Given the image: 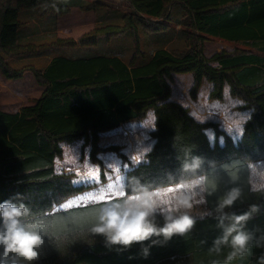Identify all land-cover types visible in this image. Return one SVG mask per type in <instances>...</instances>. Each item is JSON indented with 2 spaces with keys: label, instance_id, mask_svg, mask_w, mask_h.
<instances>
[{
  "label": "trees",
  "instance_id": "trees-1",
  "mask_svg": "<svg viewBox=\"0 0 264 264\" xmlns=\"http://www.w3.org/2000/svg\"><path fill=\"white\" fill-rule=\"evenodd\" d=\"M126 2L130 13L121 17L122 25L96 26L77 40L55 38L34 45L19 43V13L41 9L43 18H58L73 3L0 0V75L12 81L30 73L43 88L40 97L18 113L0 111V202L12 199L30 208V219L44 238L33 264H264V245H256L264 236V188L253 190L249 183L250 164L264 160V0ZM74 4L83 12L101 7L98 0ZM172 8L182 10L188 20L185 53L158 48L137 65L139 29L167 32ZM126 33L135 45L128 63L118 56L92 55L74 60L52 57L43 69L10 66L12 60L52 50H90L99 39ZM209 39L249 50H222L204 57L201 47ZM187 74L192 78V102L203 82L210 87L209 103L224 101L225 84L231 86L230 98L245 102L234 109L250 117L236 142L216 122H198L188 107L169 100L172 76ZM149 110L157 116L156 127L144 133L152 144L138 163L120 145H100L102 136L118 134L121 126L142 129ZM207 130L212 131V143ZM61 143L69 149H62ZM194 159L200 167L186 172L184 165ZM196 176L207 178V214L194 218L188 232L167 240L154 236L128 247L91 234L100 207ZM234 187L241 196L223 213L240 215L252 206L258 211L244 224L243 230L254 238L249 252L228 260L230 248H213L223 235L218 200ZM157 223L163 226L162 216H157Z\"/></svg>",
  "mask_w": 264,
  "mask_h": 264
},
{
  "label": "clouds",
  "instance_id": "clouds-1",
  "mask_svg": "<svg viewBox=\"0 0 264 264\" xmlns=\"http://www.w3.org/2000/svg\"><path fill=\"white\" fill-rule=\"evenodd\" d=\"M230 88V85L225 84L223 91L225 100H216L214 103L222 105L218 112L225 128L229 132L235 129L242 135L244 125L250 117L239 112L230 115L237 105L245 103L238 97L230 98ZM200 116L201 121L207 119L204 114ZM156 121L155 112L149 110L141 123L144 127L155 130ZM61 148L69 149L62 143ZM199 167L200 161L194 159L191 164L184 165V170L195 173ZM194 179H203L204 183L194 184L190 191L178 193L170 207L169 205L162 207L159 203L139 197L123 198L100 207L90 228L91 234L104 237L109 244L128 247L154 236H163L167 240L173 235L188 232L194 224L191 215L194 206L205 203L203 193L209 191L206 177L196 176ZM186 182L190 181H181V183ZM197 188L199 191L196 190ZM211 190L215 191V187ZM240 196L239 188L227 190L218 200V210L223 213V210L233 206ZM256 211H258L257 207L252 206L249 211L240 215L223 213L219 218V227L223 229V235L215 240L213 249L220 252V246L226 245L231 249L228 260L248 253L254 238L251 233L243 229L245 222ZM158 215L163 217V226L157 223ZM31 216L30 208L23 202H15L12 199L0 202V264H33L38 259V249L44 243V238L40 228H37L35 222L30 219ZM261 241H264V236L257 240L256 245H264Z\"/></svg>",
  "mask_w": 264,
  "mask_h": 264
},
{
  "label": "rangeland",
  "instance_id": "rangeland-1",
  "mask_svg": "<svg viewBox=\"0 0 264 264\" xmlns=\"http://www.w3.org/2000/svg\"><path fill=\"white\" fill-rule=\"evenodd\" d=\"M91 1L93 2L94 0H86V2L84 0H77L76 2L82 5H87ZM98 3L101 5V7L96 9L95 11H90V13H92L93 15L92 17H94L93 28L96 26H102L107 24L122 25L121 17L126 13H130V10L128 8V3L126 2V0H98ZM32 11H36L39 13L41 12V9H36ZM82 12L83 11L77 10L74 12H69V14L67 15H63V16H59L58 18H55V21L57 20V22L63 28L62 31L63 36L70 38L71 40H75V37L81 34L80 31L77 32L76 30L77 29L76 26L78 24H81L82 22L81 18L74 17V15L79 13L81 14ZM72 20L74 22V25L70 26ZM75 20H78L77 21L78 24H76ZM187 23L188 20L184 15V13L182 12V10H180L179 8H172L171 20L169 22V30L167 32L161 34H149L139 29L137 33L138 36L137 44L139 47V52L136 57V61L139 63L136 64L137 65L142 64L143 60L144 61L147 60L151 56V54L158 48L163 49L164 47L168 49V51L176 55L184 54L186 51L184 45V38L186 33L188 32L186 27ZM22 25H23L22 27H24L23 23ZM80 36H78L76 40ZM43 40H44L43 44H48L49 42H51L50 41L51 39L48 38H45ZM19 43L23 44L22 39L19 40ZM235 48L249 50V48L246 46L240 44L227 43L218 39H209L201 47L202 55L204 57H209L214 53H218L222 50L229 51ZM72 51L74 50L72 49L52 50L51 53L49 52L48 55L46 54L43 55V56H47V58H42V60H36L34 61V63H28V61L21 62L22 60H12L10 66H12L14 69H20L21 67L31 65L34 68L43 69V67L47 64L45 62H47L48 59H50L51 57L55 55H63V56L70 55V53L75 54ZM134 51H135V45L131 33L130 34L126 33L118 37L112 38L110 40L99 39L95 48L83 52L82 54L79 55L87 54L91 56L92 55L119 56L125 63H128L131 59V56L134 54ZM140 52L141 55L139 54ZM39 57L40 56H31L24 58V60H28L29 58L37 59ZM12 81H15V83L9 85H11V87L15 90L12 99L14 100L13 103L17 108L22 105H27L29 103L34 102V98H36L39 95L40 91L43 90V88L36 83L35 79L30 73L24 74L21 79L12 80ZM191 84H192V78L190 75L188 74L173 75L172 83L170 85L171 94L169 100L177 102L184 107H188L190 110V115L198 122H205V121L216 122L219 128L222 129L226 134L230 135L232 139L236 142L240 136V133H238L235 129L229 132L225 128L223 121L221 120L218 112V110L222 107V105L214 102L209 103L206 100L210 89L209 85L206 82H203L200 91L197 95V100L195 102H192L188 97V91L191 87ZM234 112H235L234 110L230 112V115L234 114ZM200 114L206 115L207 119L201 121L200 119L202 117L200 116ZM241 114L243 115L245 113H241ZM125 128H126V132L122 135V137L118 142L121 143L120 146H122V152L125 153L131 161L138 163L141 157L150 148L152 144L151 141L147 140L146 134H144L147 132L149 128L143 127L142 129H134V130L126 126ZM205 133L210 143H212L213 140L212 131L207 130L205 131ZM220 141L221 138H219V142ZM100 145L102 146L104 145L101 139H100ZM249 172H250L249 173L250 187L252 189L264 188V160L250 164ZM197 183L198 181L193 182V184L191 185H183L182 187L177 189L165 188L163 190H154L142 194L131 195L128 196L127 198L136 199L137 197H139L149 202H156L162 204V206L170 205L178 193L182 191H190L193 188V185ZM196 190H198V188ZM203 204L194 206L193 209L195 210L194 212L196 213L199 207L202 206ZM191 215H193L192 212Z\"/></svg>",
  "mask_w": 264,
  "mask_h": 264
},
{
  "label": "crops",
  "instance_id": "crops-1",
  "mask_svg": "<svg viewBox=\"0 0 264 264\" xmlns=\"http://www.w3.org/2000/svg\"><path fill=\"white\" fill-rule=\"evenodd\" d=\"M55 1L60 2V3H73V4H71L72 6L70 7L69 12H74V11L79 10L78 8L74 7V5H75L74 3H77L76 2L77 0H55ZM84 1L86 2V0H84ZM69 12L67 14H69ZM41 13L42 12L38 13V12L32 11V10L19 13L18 20L24 24V27H22V29L20 30V32H21L20 36H21L23 44L40 45V44L44 43L43 39H45V38L51 39L50 41L54 40L55 38H57V39H70V38H67V37L62 35L63 28L60 26V24L57 22V20L55 21V18L48 17V18L44 19L41 16ZM92 16L93 15H92V13H90V11L89 12H82L81 14L79 13V14L74 15V17H80L81 21H82L81 24H78L77 23L78 20H75L76 24H78L76 26L77 32L80 31L81 34H84L93 28L94 17H92ZM73 25H74V22L72 20L70 23V26H73ZM81 34H79L78 36H80ZM77 37H75V40ZM163 49L168 50L164 47H163ZM72 50H74L72 52H74L75 54L70 53V55H65V56L55 55L53 57L57 56V57H64V58L74 60V59H79V58H84V57L86 58V57L91 56V55H87V54L79 55V54H82L83 52L88 51L87 49H72ZM69 52H71V51H69ZM96 56H104V55H96ZM42 58H47V56H40L37 59H33V58H29L28 60L22 59L21 62L28 61V63H34V61L42 60ZM51 59H52V57L50 59H48V61L45 63H49V61ZM40 63H41V61H40ZM13 83H15V81H7V80L3 79L2 77H0V111L7 113V114L18 113L23 107L31 106L34 103V102H32V103H29L27 105H22V106L17 108L13 103L14 100L12 99L15 90L11 87V85H9V84H13ZM42 92H43V90L40 91L39 95L36 98H34V101H36L40 97ZM240 113H245L243 115L249 116V112H247V111L240 112ZM125 132H126L125 126H121L118 134L109 135V136H102L101 141L104 144L103 146H106L109 144L120 145L121 143L118 141L120 140V138L122 137V135ZM219 143H221V141ZM197 181H198V183L203 184L202 179H200V180L193 179L190 182H186V183H182V184H178L176 186H170V187H166V188L177 189V188L182 187L183 185H191V184H193V182H197ZM249 183H250V176H249ZM163 189H165V188L156 189V190H163ZM253 190H257V189H253ZM197 191H199V189ZM203 195H204V193H203ZM160 205L162 206V204H160ZM169 207H170V205H169ZM194 211L195 210H192L193 219L196 217H202V216L206 215L207 210L205 207V203L199 207V209L196 213Z\"/></svg>",
  "mask_w": 264,
  "mask_h": 264
}]
</instances>
